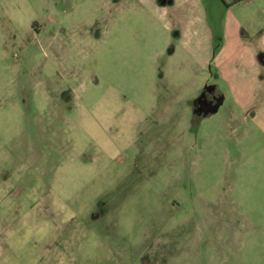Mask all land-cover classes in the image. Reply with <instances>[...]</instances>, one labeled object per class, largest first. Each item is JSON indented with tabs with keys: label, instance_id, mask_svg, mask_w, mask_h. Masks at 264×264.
Segmentation results:
<instances>
[{
	"label": "rangeland",
	"instance_id": "1",
	"mask_svg": "<svg viewBox=\"0 0 264 264\" xmlns=\"http://www.w3.org/2000/svg\"><path fill=\"white\" fill-rule=\"evenodd\" d=\"M159 1L0 0V264H264V111L214 76L264 14Z\"/></svg>",
	"mask_w": 264,
	"mask_h": 264
},
{
	"label": "crops",
	"instance_id": "2",
	"mask_svg": "<svg viewBox=\"0 0 264 264\" xmlns=\"http://www.w3.org/2000/svg\"><path fill=\"white\" fill-rule=\"evenodd\" d=\"M188 1L190 0H184V3ZM196 1L197 4L201 2L200 0ZM261 2L262 0H243L239 4L226 8L229 11L235 10L236 8L234 7L241 9L250 8L254 10L256 15H260L264 14V5H259ZM159 3L163 6L162 0ZM251 36L252 34L249 35L248 30L238 19L231 17L224 31V43L220 46L219 54L214 58L217 69V73L214 76H216V80H222L228 85L230 97L239 110V112L235 111V113H247L252 108L264 111V43L258 42ZM210 41V38L207 39L209 50L211 49ZM205 62L210 64V53L206 55ZM207 83H210V81L204 78L202 87L198 89V92ZM213 84L217 86L224 98L223 106L227 97L222 93L218 84ZM47 258L48 263L45 255L39 259V263L51 264V256L49 254Z\"/></svg>",
	"mask_w": 264,
	"mask_h": 264
},
{
	"label": "flooded vegetation",
	"instance_id": "3",
	"mask_svg": "<svg viewBox=\"0 0 264 264\" xmlns=\"http://www.w3.org/2000/svg\"><path fill=\"white\" fill-rule=\"evenodd\" d=\"M220 97H222V95L215 84H205L198 92V96L190 103L191 123H200L205 118L211 116L212 114L210 113L206 114V110L210 105H215Z\"/></svg>",
	"mask_w": 264,
	"mask_h": 264
},
{
	"label": "water",
	"instance_id": "4",
	"mask_svg": "<svg viewBox=\"0 0 264 264\" xmlns=\"http://www.w3.org/2000/svg\"><path fill=\"white\" fill-rule=\"evenodd\" d=\"M199 99H200V98H199ZM223 102H224V98H223V96H222V97H220V98L218 99V101H217V103H216L215 105H210V106L208 107V109L206 110V114H208V113H210V114H215V113H217L218 110L220 109V107L222 106Z\"/></svg>",
	"mask_w": 264,
	"mask_h": 264
},
{
	"label": "trees",
	"instance_id": "5",
	"mask_svg": "<svg viewBox=\"0 0 264 264\" xmlns=\"http://www.w3.org/2000/svg\"><path fill=\"white\" fill-rule=\"evenodd\" d=\"M243 0H231V2L228 4V3H225V5L227 6V7H231V6H233V5H236V4H239V3H241Z\"/></svg>",
	"mask_w": 264,
	"mask_h": 264
}]
</instances>
